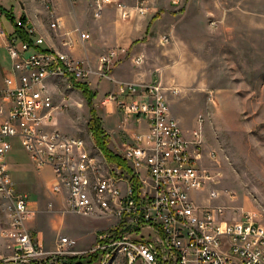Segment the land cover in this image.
<instances>
[{
    "label": "rangeland",
    "instance_id": "374dc122",
    "mask_svg": "<svg viewBox=\"0 0 264 264\" xmlns=\"http://www.w3.org/2000/svg\"><path fill=\"white\" fill-rule=\"evenodd\" d=\"M126 2L133 9L135 0ZM0 3L10 13L13 10L16 22L22 15L26 17L27 22L22 27L26 34V30L33 31L29 40L23 42L10 37L14 31L12 22L0 12V37L6 41L7 52L0 47V91L8 88V78L16 84L21 80L22 73L15 69L17 60L11 55L14 39L19 49L25 43L33 45L42 39L43 44L34 50H51L78 63L87 71L81 83L90 89L92 75L101 81H114L113 69L126 59L131 58L136 67L144 65L146 53L134 57L130 50L143 49L142 44L148 42L152 62L157 63L153 81L119 83L117 91L105 96L107 103L117 106L122 127L133 119L137 125L146 122L148 130L135 135L130 145L137 137L148 133L150 127L146 119L126 115L119 108L120 102L130 104L133 101L130 96L122 95L120 88L132 85L140 94L139 89L156 86L184 137L196 141L192 139L194 132L201 133L203 147L199 170L209 179L200 192H189L191 200L199 206L223 208L224 220L218 217V221L236 223L242 213L249 212L255 215L257 224L264 227V0H151L145 16L134 15L129 19H122L111 7L96 18L95 0H0ZM108 12L112 14L110 20L116 17L138 34L130 48L109 49L99 58L97 68L91 70L84 61L71 55L73 41L93 42L95 35L91 27ZM141 21H147V26L139 28ZM45 31L53 46L47 47L46 37L39 33ZM98 33L101 39L103 34ZM103 57L109 58L106 65L102 64ZM48 89L53 94L55 109L46 121L49 126L46 131L56 130L70 137L83 138L88 144L87 151L96 155L99 167L90 172L91 183L100 170L107 176V167L116 175L128 176L107 162L89 131V123L97 114L107 132L96 108L98 92L91 89L95 94L91 100L94 113H91L88 98L74 85L68 88L60 80L50 79ZM110 96H115V101H110ZM201 118L203 125L199 128ZM11 143L12 149L4 161L13 189L28 199L34 211L33 218L25 221L23 230L42 246L40 258L46 260L57 255L61 241L66 239L71 244L64 255L58 256L69 264H104V259L107 260L105 264H130L124 254L117 256L108 249L117 230L124 226L123 217L115 214L116 208L107 212L95 205L93 214L88 216L72 211L68 191L63 189L55 193L51 189L56 181L54 169L35 166L20 139H11ZM107 145L110 152L122 157L130 146L116 148L110 143V135ZM126 164L131 169L130 162ZM139 173L134 174V181L139 175L145 177L144 170ZM127 183L123 181L121 186ZM212 192L216 193V198L211 196ZM9 207L8 200L0 195V264H16L19 246L11 237ZM38 233L42 236L38 237Z\"/></svg>",
    "mask_w": 264,
    "mask_h": 264
},
{
    "label": "built area",
    "instance_id": "2783aa9c",
    "mask_svg": "<svg viewBox=\"0 0 264 264\" xmlns=\"http://www.w3.org/2000/svg\"><path fill=\"white\" fill-rule=\"evenodd\" d=\"M95 1L96 18L109 7L122 19L143 17L151 4V0H135L132 9L126 0ZM26 31L33 35V31ZM15 42L11 55L22 76L19 84L8 78V88L0 91V195L10 203V233L19 244L16 264H69L60 256L71 242L63 239L57 255L42 260V246L23 230L34 211L28 199L13 189L4 161L14 138L20 139L35 166L54 169L56 181L51 189L55 193L68 191L72 211L88 216L95 205L107 212L116 208L124 226L117 230L108 249L122 250L130 264H264V227L257 224L255 215L242 213L239 222H221L223 208L199 206L191 200L189 192H200L208 178L199 170L201 133L194 132L192 139L196 141L184 137L158 87H143L140 94L132 85L120 88L122 95L133 101L120 102L119 108L149 123V132L137 137L124 154L134 174L144 170L145 177L139 175L132 181L128 174L122 177L107 167V176L100 170L92 184L89 174L99 167L93 152L84 147L83 138L46 131V121L55 109L48 89L51 71H63V81L70 87L86 79L87 71L51 50H34L43 44L41 39L33 45L25 43L21 49ZM106 63L109 58L103 57L102 64ZM202 123L201 118L199 128ZM123 181L128 182L124 187ZM210 194L217 197L214 192Z\"/></svg>",
    "mask_w": 264,
    "mask_h": 264
},
{
    "label": "crops",
    "instance_id": "0c3cea01",
    "mask_svg": "<svg viewBox=\"0 0 264 264\" xmlns=\"http://www.w3.org/2000/svg\"><path fill=\"white\" fill-rule=\"evenodd\" d=\"M0 5L5 9H8L1 3ZM111 16L112 14L108 12L107 16H103L100 21L95 24V27H91V33L95 35V37L94 41L90 44H87L88 41L82 42L78 39L73 41L74 43L71 55L76 59L84 61L91 70H95V68H97L99 58L108 52L109 49L118 46L130 48L132 43L136 40L138 34L137 30L129 25L122 24L116 19V17L115 19L113 18V20H110ZM18 18L19 17L17 16V19ZM147 23V21H141L139 22L138 27H146ZM99 31L103 34L101 39H98V37L100 38L98 33ZM39 33L46 37L47 47L53 46L52 40L51 42L47 40L48 34L46 31ZM44 34H46V36ZM148 44V42L143 43V49L130 50L134 57L138 56L141 52L146 53V61L141 67L134 66L130 58L121 62L113 69L112 77L114 81H101L93 75L89 79L91 89L98 92L96 108L99 117L102 118L103 124L110 135V143L119 149H124L126 146L132 144L135 135L146 132L148 130V126L144 121L137 125L134 123L135 121L133 119L127 125L122 127V116L117 110V106L114 103H107L105 101V96L110 92L117 91L119 83L148 84L153 81V75L157 70L155 68V64L157 63L152 62L153 58L150 55ZM5 46L6 41L0 37V47L6 52ZM54 46L57 49H60V46ZM83 52L85 54H83ZM40 236L42 235L38 233V237Z\"/></svg>",
    "mask_w": 264,
    "mask_h": 264
},
{
    "label": "trees",
    "instance_id": "16d2710c",
    "mask_svg": "<svg viewBox=\"0 0 264 264\" xmlns=\"http://www.w3.org/2000/svg\"><path fill=\"white\" fill-rule=\"evenodd\" d=\"M11 11H12V13H10L5 8L0 6L1 14L12 22V25L14 28V31L12 34H10L11 35L10 37H15L19 41L21 40L22 42L29 40L28 35L26 34V32L22 28L27 22L26 17L24 15H22L20 17L19 21L16 22V17L13 14V10L11 9ZM74 88L79 89L84 93V95L88 98L89 105L91 106V113H94L93 104L91 101V100H93V98L95 96L93 91L89 88L88 85L83 84V83L74 84ZM88 127H89V131H91L93 133V136H94L93 139H94V141H96L95 144L98 146L100 151L104 154V157L106 158L107 162L109 164H113V165L119 167L123 172L128 174L129 177H131V179H133L132 181H134V178H135L134 172L132 169H130L127 166V164H126L127 162L124 159V157H122L121 155L113 154L112 152L109 151V149L107 147L109 134L102 127L97 114H95L93 116ZM79 261H80L79 263H82L81 260H79Z\"/></svg>",
    "mask_w": 264,
    "mask_h": 264
},
{
    "label": "bare ground",
    "instance_id": "6f19581e",
    "mask_svg": "<svg viewBox=\"0 0 264 264\" xmlns=\"http://www.w3.org/2000/svg\"><path fill=\"white\" fill-rule=\"evenodd\" d=\"M41 41H43L42 39H41ZM50 79H53V80H60L62 83H64V84H66V86L68 87V88H71L70 87V85L71 84H69L67 81H63V80H65V73H63V71H51V73H50ZM81 82H83V81H81ZM81 82H78V83H81ZM74 84H76V83H73L72 84V86L74 85ZM51 90H52V93H53V91H54V89H53V87L51 88ZM55 94V93H54ZM83 145H84V147H87V143L83 140ZM93 157H96V155L93 153ZM117 252V253H116ZM114 254H117V256L118 255H122V250H114ZM110 256V255H109ZM114 257V256H113ZM106 261L107 260H103V263L105 264L106 263ZM10 262V261H9ZM8 263V262H7ZM102 264V263H101Z\"/></svg>",
    "mask_w": 264,
    "mask_h": 264
}]
</instances>
